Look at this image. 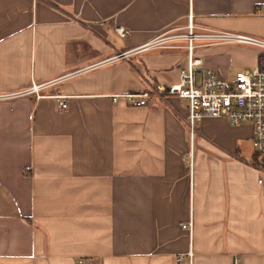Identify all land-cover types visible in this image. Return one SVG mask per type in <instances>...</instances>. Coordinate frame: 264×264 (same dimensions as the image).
I'll list each match as a JSON object with an SVG mask.
<instances>
[{"label": "crops", "instance_id": "0c3cea01", "mask_svg": "<svg viewBox=\"0 0 264 264\" xmlns=\"http://www.w3.org/2000/svg\"><path fill=\"white\" fill-rule=\"evenodd\" d=\"M263 4L0 0V264H264L252 127L191 132L187 100L166 93L187 42L158 39L188 24L264 39ZM194 54L222 77L258 61L235 42Z\"/></svg>", "mask_w": 264, "mask_h": 264}, {"label": "built area", "instance_id": "2783aa9c", "mask_svg": "<svg viewBox=\"0 0 264 264\" xmlns=\"http://www.w3.org/2000/svg\"><path fill=\"white\" fill-rule=\"evenodd\" d=\"M258 14H264V4L258 7ZM115 32L126 37L129 30L118 26ZM187 32L170 36L166 41L184 39L187 50V67L181 69L178 81L168 85L166 93L185 98L188 102L186 124L191 132L205 117H221L230 125L249 124L252 127L251 144L256 153V165L259 171L257 184L264 192V39L240 33H200L195 32L191 24ZM198 41H204L199 43ZM213 42H235L250 45L258 51V61L253 69H240L232 77H222L213 70L204 67L202 60L194 54L196 47ZM171 47H177L170 44ZM44 84H33L27 93H37ZM23 92L9 94L18 96ZM148 91L124 93L122 96L132 105L146 104ZM5 98V95H0ZM61 109L67 107L66 98L55 97ZM183 227H186L183 224ZM178 257V261L182 260Z\"/></svg>", "mask_w": 264, "mask_h": 264}, {"label": "rangeland", "instance_id": "374dc122", "mask_svg": "<svg viewBox=\"0 0 264 264\" xmlns=\"http://www.w3.org/2000/svg\"><path fill=\"white\" fill-rule=\"evenodd\" d=\"M187 31L186 28H180V26H176V27H170L169 29H166V31H164V33H162L161 35L158 36V39L160 38V40H166L168 39L170 36L176 35V34H182V31ZM167 43L165 45H170V44H179L180 41H166ZM186 44V43H185ZM186 52V51H185Z\"/></svg>", "mask_w": 264, "mask_h": 264}]
</instances>
